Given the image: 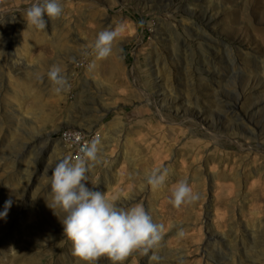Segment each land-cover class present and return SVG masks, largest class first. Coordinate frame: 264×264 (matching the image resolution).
Segmentation results:
<instances>
[{
	"label": "rangeland",
	"instance_id": "374dc122",
	"mask_svg": "<svg viewBox=\"0 0 264 264\" xmlns=\"http://www.w3.org/2000/svg\"><path fill=\"white\" fill-rule=\"evenodd\" d=\"M33 2L0 0V211L12 200L0 264L72 245L45 197L58 159L79 155L75 132L101 141L89 186L163 225L155 248L123 264H264V0H62L43 31L23 16ZM117 26L97 60L89 45ZM156 167L168 172L154 191ZM184 179L200 199L176 208Z\"/></svg>",
	"mask_w": 264,
	"mask_h": 264
},
{
	"label": "clouds",
	"instance_id": "9594fccd",
	"mask_svg": "<svg viewBox=\"0 0 264 264\" xmlns=\"http://www.w3.org/2000/svg\"><path fill=\"white\" fill-rule=\"evenodd\" d=\"M62 15V0H34L23 13L28 27L40 31L47 28L49 20L54 21ZM120 34V26L97 33L89 45L97 60L112 54V44ZM42 78L37 72L36 79ZM47 78L56 94L68 86L62 68L57 64L47 71ZM78 152L79 155H65L55 163L49 179L50 194L45 197L47 206L60 219L64 237L72 243V255L86 264H94L102 255H106L112 264H123L133 251L141 250L147 254L161 241L163 225L154 222L143 204L123 207L95 185L89 186V173L102 162L99 138L80 145ZM167 172V168H153L145 173V183L155 191L163 187ZM199 199L200 194L194 192L184 179L171 190L169 202L180 208ZM11 206V199L5 201L0 218L7 217ZM176 235L185 237L183 227L178 228Z\"/></svg>",
	"mask_w": 264,
	"mask_h": 264
},
{
	"label": "bare ground",
	"instance_id": "6f19581e",
	"mask_svg": "<svg viewBox=\"0 0 264 264\" xmlns=\"http://www.w3.org/2000/svg\"><path fill=\"white\" fill-rule=\"evenodd\" d=\"M24 3V1H22ZM65 245L59 243L56 247H50L38 256L26 253L24 250H16L11 254L8 264H82L77 257L72 255V245H69L65 253L60 249Z\"/></svg>",
	"mask_w": 264,
	"mask_h": 264
},
{
	"label": "built area",
	"instance_id": "2783aa9c",
	"mask_svg": "<svg viewBox=\"0 0 264 264\" xmlns=\"http://www.w3.org/2000/svg\"><path fill=\"white\" fill-rule=\"evenodd\" d=\"M73 136L78 141L77 152H78V149H79V146L80 145H82V144L87 143V142L90 141V137L85 136V135H83V134H81L79 132H75L73 134ZM77 138H79V139H77ZM78 154H79V152H78Z\"/></svg>",
	"mask_w": 264,
	"mask_h": 264
}]
</instances>
